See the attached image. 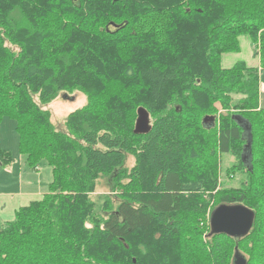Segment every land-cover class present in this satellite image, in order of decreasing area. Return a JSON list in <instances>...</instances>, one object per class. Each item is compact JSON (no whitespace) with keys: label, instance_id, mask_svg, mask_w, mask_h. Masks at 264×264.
I'll return each mask as SVG.
<instances>
[{"label":"trees","instance_id":"1","mask_svg":"<svg viewBox=\"0 0 264 264\" xmlns=\"http://www.w3.org/2000/svg\"><path fill=\"white\" fill-rule=\"evenodd\" d=\"M241 37L259 66L224 67ZM259 71L264 0H0V123L52 172L0 224V264H264ZM74 91L86 103L58 130L45 106ZM221 204L252 211L245 235L211 229Z\"/></svg>","mask_w":264,"mask_h":264},{"label":"rangeland","instance_id":"2","mask_svg":"<svg viewBox=\"0 0 264 264\" xmlns=\"http://www.w3.org/2000/svg\"><path fill=\"white\" fill-rule=\"evenodd\" d=\"M254 46L249 41L247 37L240 38V50L237 52H228L222 55V65L224 67H230L237 61H244L249 66H259V58L254 55ZM262 71V69L259 67ZM260 72L259 75V106L264 107V71ZM234 97H240V95H235ZM86 103V96L79 92L74 91L72 93L62 92L54 100L49 102L45 108H47L51 113V121L58 130H65L64 121L66 116L73 110L82 107ZM0 135L1 138L6 139V146L10 148L13 157H18L17 142L18 137L14 132V123L12 120L4 118L0 123ZM231 156H226L224 158V164L232 161ZM133 157L127 156L126 167L130 168L133 164ZM42 171H50V166L45 162L41 164ZM51 172V171H50ZM4 169H0V177L3 175ZM52 179V172H51ZM109 191L108 184L105 179H99L95 191L91 194L92 199L98 198L99 195L106 194ZM96 201H98L96 199Z\"/></svg>","mask_w":264,"mask_h":264},{"label":"crops","instance_id":"3","mask_svg":"<svg viewBox=\"0 0 264 264\" xmlns=\"http://www.w3.org/2000/svg\"><path fill=\"white\" fill-rule=\"evenodd\" d=\"M0 146L10 150L6 146V139L1 138V135ZM17 156L9 165L0 163V169H4L0 177V224L12 220L18 207L27 205L46 193L51 181V169L45 172L39 165L38 169L31 170L23 164L19 154Z\"/></svg>","mask_w":264,"mask_h":264},{"label":"water","instance_id":"4","mask_svg":"<svg viewBox=\"0 0 264 264\" xmlns=\"http://www.w3.org/2000/svg\"><path fill=\"white\" fill-rule=\"evenodd\" d=\"M150 129L147 111L139 107L135 122L134 133H146ZM252 211L244 205H218L210 215V227L216 233H225L240 237L247 233L252 223ZM234 264H246L241 256L234 257Z\"/></svg>","mask_w":264,"mask_h":264},{"label":"flooded vegetation","instance_id":"5","mask_svg":"<svg viewBox=\"0 0 264 264\" xmlns=\"http://www.w3.org/2000/svg\"><path fill=\"white\" fill-rule=\"evenodd\" d=\"M245 161H246V166H248L249 165V159L247 158V156H245Z\"/></svg>","mask_w":264,"mask_h":264}]
</instances>
